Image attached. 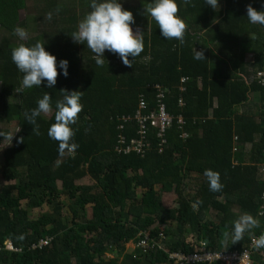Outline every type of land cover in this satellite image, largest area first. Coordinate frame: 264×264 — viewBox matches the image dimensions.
<instances>
[{"label": "trees", "instance_id": "trees-1", "mask_svg": "<svg viewBox=\"0 0 264 264\" xmlns=\"http://www.w3.org/2000/svg\"><path fill=\"white\" fill-rule=\"evenodd\" d=\"M59 1L42 0L37 12L18 21L16 13L26 10V0H0V29L5 32L0 37V125L17 122L20 129L12 146L0 149V177L13 183L0 191V264H172L165 251L193 255L198 243H206L213 253L242 251L253 235L264 232V89L256 81L247 87L238 76L253 79L264 69V26L251 24L246 12L248 5L264 11V0H218L215 10L205 0H177L178 15L187 23L183 45L163 38L154 19L147 23L142 17V9L119 0L133 13L132 28L143 33L144 51L133 68L107 50L104 66H97L87 44L71 39L91 10V0L77 1L84 8L80 15L74 5L63 12ZM19 26L36 34L21 43L43 41L57 64L68 61L67 77L58 67L53 87L44 81L21 90L23 74L11 60L18 45L10 41ZM196 49L204 59L195 58ZM249 53L252 62L246 61ZM183 77L189 81L180 107ZM156 85L168 90L164 100ZM61 90L84 93L83 111L72 126L79 147L63 155L47 135ZM256 90L262 97L260 119L250 113L238 116L233 108L247 103ZM45 92L52 98L53 114L37 118V136L24 113L36 108ZM15 94V101H5ZM141 97L145 108H140ZM161 105L174 117L163 145L161 128L153 124ZM138 114L146 120L141 122ZM180 114L183 126L177 121ZM0 134L1 144L6 133ZM120 137L125 146L136 141L138 150L119 154ZM20 138L24 143L17 142ZM206 169L220 173L222 191L209 190ZM87 177L95 185L78 184ZM172 193L177 202L168 208ZM44 207L48 212L34 218V211ZM212 211L215 220L208 219ZM245 212L257 217L260 227L235 244L229 238L225 245L224 231H231V222ZM146 238L148 247H138ZM41 241L48 245L40 247ZM106 255L113 258L103 260ZM253 264H264V249L255 250Z\"/></svg>", "mask_w": 264, "mask_h": 264}, {"label": "clouds", "instance_id": "clouds-1", "mask_svg": "<svg viewBox=\"0 0 264 264\" xmlns=\"http://www.w3.org/2000/svg\"><path fill=\"white\" fill-rule=\"evenodd\" d=\"M185 4L190 0H184ZM205 3L213 10L218 8V0H205ZM90 11L79 21L77 31L73 32L71 39L79 44H87V47L95 54L94 60L97 66L105 64L104 52L118 54L122 63L133 68V60L144 51L143 33L132 28L135 23L133 13L124 10L119 0H91ZM59 9H57V12ZM147 13L157 23L160 34L166 40L175 39L181 45L185 42L187 23L179 15L177 0H152L144 7ZM247 19L251 24L264 26V11H257L251 5L246 8ZM48 20L52 19V13L46 14ZM14 34L22 41L28 39V31L23 27L14 29ZM43 41H37L33 46L20 43L11 51V60L17 70L23 74L22 88L31 89L40 87L42 82L47 81V87H53L58 75L57 68L67 77L68 61L61 60L57 64L54 55L45 50ZM195 51L196 59H204L203 51ZM132 57V61L129 60ZM63 98L55 103L53 123L47 130V135L58 142V151L61 155L65 152L74 153L79 145L74 142L75 125L84 105L81 97L84 93L80 91L61 90ZM53 114L52 98L48 93L37 101V107L24 113L28 124L33 125L32 132L39 136L40 125L37 118L41 115ZM18 129L17 132H19ZM16 132V133H17ZM3 135V134H0ZM14 134H8L7 139L12 141ZM18 143H24L20 138ZM209 184L211 192L222 191L224 185L220 181V173L206 169L203 173ZM202 203L197 201V204ZM195 207V205H194ZM260 215H264L261 213ZM227 229V225L225 226ZM260 227V220L250 213H242L236 220L231 222V231H224L223 242L226 245L229 238L235 244L241 241L245 233H253L254 229ZM254 245L257 250L264 249V232L258 237L253 235ZM8 245H11L10 243ZM7 245V246H8Z\"/></svg>", "mask_w": 264, "mask_h": 264}, {"label": "built area", "instance_id": "built-area-1", "mask_svg": "<svg viewBox=\"0 0 264 264\" xmlns=\"http://www.w3.org/2000/svg\"><path fill=\"white\" fill-rule=\"evenodd\" d=\"M258 83L264 87V69L259 70L256 73L255 76ZM189 81L188 77H183L181 79L180 85H179V92L180 97L178 100V104L180 107H183L185 105L184 95L187 93V83ZM155 89L159 93L158 97L160 100H164L166 97L167 89L163 88L161 85H156ZM145 100L141 97L140 100V108H145ZM137 118L143 122L146 119H143L140 114L137 115ZM183 115L177 116V121L180 126H183L185 124V121L183 119ZM174 123V117L170 115L167 111L164 105L160 106L159 114L157 115V120L154 122V125H157L161 128V134L159 136H163V140L161 141V144H166V140H164V134L165 130L168 128H171ZM183 137H188V135L185 133ZM237 139V138H236ZM125 138L120 137L118 146L116 147V151L119 154H127L130 153L132 150H138V144L136 141H132L130 145L125 146ZM140 151V150H139ZM162 151V149L160 150ZM236 151V149H234ZM262 211L261 213H264V191L262 194ZM148 238H146L145 242H142L139 244L138 247H148ZM48 245V242L41 241L39 246L45 247ZM134 246V245H132ZM136 246H134L133 249H135ZM8 250H13L12 245H8ZM256 247L254 245L253 237L251 238V241L248 245H246L242 251L240 252H220V253H213L209 252L207 250V244L206 243H198L196 245V250L193 255H183L179 253H170L168 251H165L166 254L169 256V260L172 262V264H253V253L255 252Z\"/></svg>", "mask_w": 264, "mask_h": 264}, {"label": "rangeland", "instance_id": "rangeland-1", "mask_svg": "<svg viewBox=\"0 0 264 264\" xmlns=\"http://www.w3.org/2000/svg\"><path fill=\"white\" fill-rule=\"evenodd\" d=\"M77 1L78 0H75V1L74 0H61V1H59V4L61 5L63 12H64V10H70V8L73 7V5L76 6L77 7L76 12L78 13V15H80L84 8H83V6L80 7V5H79V3ZM128 1H129L128 2L129 6L134 7V8H138V10L142 9L141 10L142 15H143L142 17H144V18L147 17L148 18L147 23H149L152 20V18L147 13H145V11H144V7H146V4L147 3H151L152 0H141L143 3H145V5L143 7H141L142 3L140 2V0H128ZM41 3H42V0H26V7H27L26 10H21L18 13H16V16L18 17V21H21L28 14H34L35 12H37V10H39V8L41 6ZM220 7L221 8L224 7V4H221ZM139 16L141 17L140 14H139ZM46 25H50V24H46ZM50 26H48V27H50ZM133 30L135 31L136 29H133ZM28 34H29L28 38H32V37H34L36 35L35 33H32V32H29ZM3 35H5V32H4V30L0 29V37L3 36ZM204 38H206L208 40V34H206L204 36ZM10 41H11L12 44H15V45H19L22 42V40H20L16 35L15 36H11ZM196 50L200 51L198 49H196ZM250 56L251 55H248L247 59L250 58ZM221 59L222 58H220V60ZM0 87H1V84H0ZM0 90H1V88H0ZM16 96H17V94H15L13 97H7V98H5V101L9 102V103H12L13 101L16 100ZM18 129H19V124L17 122H14V123H12L11 125H9L7 127H4V126L0 125V131L6 133V139L0 144V149L1 150H6V149H8V148H10L12 146L13 139L16 136V134L18 133L17 132ZM8 134H14V137H13L11 142H10V140L7 139V135ZM0 154H1V152H0ZM10 184H13V183H10ZM10 184L3 182L2 178L0 177V191H1V189L3 187L8 186ZM78 184L79 185H84V186H93V185H95V182H93L89 177H87V178L81 180L80 182H78ZM175 197H176V195H174L173 193L171 195H167V198H168V201H169V204H167L168 208H174V206H175V204L177 202V200L174 201ZM22 207L24 209L26 208V203L25 202L22 203ZM46 212H48V207H44L41 210L34 211V215L33 216H34V218H37L38 215L44 214ZM64 214L67 216L68 215V211L65 210ZM215 217H216V212L212 211L209 214L208 219L215 220L216 219ZM90 218H91V211H90V208H88L87 219L90 220ZM129 248H134V246L130 245ZM112 258H113L112 255H106L103 260H110Z\"/></svg>", "mask_w": 264, "mask_h": 264}, {"label": "crops", "instance_id": "crops-1", "mask_svg": "<svg viewBox=\"0 0 264 264\" xmlns=\"http://www.w3.org/2000/svg\"><path fill=\"white\" fill-rule=\"evenodd\" d=\"M248 55H251V56L248 59L246 58V61L247 62H252L253 61V54L249 53V54H247V56ZM224 67L226 68V65ZM238 76L241 78L242 81H244V83H245V85L247 87H251V85L254 83V81H256V83L258 85H260L255 77L253 79H250L249 77H247L244 74H239ZM261 87L264 89L263 86H261ZM260 103H262L261 91H259V90H256L254 92L251 91L248 94V102L243 104V105H240V106H235L233 108V111H235V113L238 116L242 115L243 113H248V114L250 113L251 115H255L256 119L259 120L260 119L259 115L262 112V108L259 107ZM217 106H218V99L216 98L214 100V109ZM209 111H210V115H212L213 110L210 109ZM236 138H234L235 142L238 139V138L237 139ZM245 147H246V153H248L250 151V148H251V143H247ZM234 149H236V151H237V147L236 146H235ZM263 168H264V164L262 166L261 172H263Z\"/></svg>", "mask_w": 264, "mask_h": 264}]
</instances>
